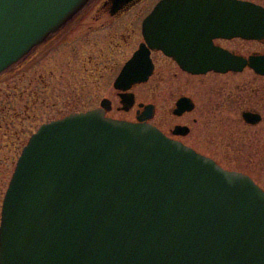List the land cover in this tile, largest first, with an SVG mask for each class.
<instances>
[{"label":"water","instance_id":"1","mask_svg":"<svg viewBox=\"0 0 264 264\" xmlns=\"http://www.w3.org/2000/svg\"><path fill=\"white\" fill-rule=\"evenodd\" d=\"M90 1L0 0V76ZM143 35L148 46L123 67L119 90L152 75L150 48L194 75L248 67L264 76V54L214 44L264 41L260 5L162 0ZM123 100L134 104L132 94ZM101 107L42 124L28 140L3 200L0 264H264V189L148 123L153 105L137 123Z\"/></svg>","mask_w":264,"mask_h":264},{"label":"flooded vegetation","instance_id":"2","mask_svg":"<svg viewBox=\"0 0 264 264\" xmlns=\"http://www.w3.org/2000/svg\"><path fill=\"white\" fill-rule=\"evenodd\" d=\"M160 1L162 0H129L124 3H120V1L117 0H101L98 2H94L91 5H89V3L82 11H80L78 15L73 18L72 21L64 25L62 29H60L47 41L43 42L41 45L35 48L24 59L26 60L31 54L36 53V63L34 64L36 67L43 69V71L35 70L34 73L38 75L43 84H45V76H53L56 70L62 73L60 75L61 80L63 82H66V84L68 85L66 88H69L70 91L63 90L65 91V97L63 100L65 106L63 107L69 113L61 116L60 118L70 114L102 108L101 103L102 101L106 100L109 106V108H104L106 116L110 118L120 119L116 116L118 114H123L125 116H131L132 118L129 119L123 117L121 118L123 120H127L130 122H141L139 118L145 115V106L153 105L154 113L147 122L156 126L168 138L179 141L185 146L198 151L196 149V143H198L199 141L213 143L214 137L213 135L206 136L204 140H200L199 135L198 137H195L196 133H198L197 129L205 130L208 126L211 128L214 125L213 113L217 111V114H220L225 111L232 115L236 114L232 118H228L229 122H231L230 126L232 127L236 125L238 127L241 126L245 129L258 127L259 130L255 131L254 138H258L257 141L260 140L262 123H264V101L262 99L264 98L263 82L258 86L256 85L255 87L254 85H252V83L247 85L244 83L233 82L231 84L213 81L198 82L197 80H194V78L201 75H194L187 72L173 57L166 55L163 50L152 49L149 47L150 58L154 66L153 73L149 77V79L144 83L132 85L126 91L119 90L115 87V82L124 65L132 58L139 47L143 43H146L143 36L142 25L145 19L152 13L154 8ZM243 1L252 2L264 7V4H262V0ZM135 8H137V11H135L136 15L134 18L138 20L139 18L141 19V27L139 30L140 39L137 43L134 42V37L136 34H138L137 29L133 28L132 30H129L128 28L123 26L122 30H119L117 25L119 19H122L124 16L131 13ZM95 33L96 36H94L93 40H90L91 36ZM181 39L182 43H185L187 45L189 44V38L185 33H181ZM223 41L229 40L216 39L214 40V44L226 48L221 44ZM173 42L174 41H171L169 45H171ZM257 42L264 44V41ZM175 43L179 44L180 40L175 41ZM87 45H89L90 48L92 47L88 54ZM146 45L148 46L147 43ZM185 48L187 49L188 47ZM94 49L96 51H94ZM235 53L245 56L237 52ZM253 53L264 54V52L259 51H254ZM24 60L21 61V65H23ZM19 64L20 63H18V66H16L20 69L22 66ZM64 64H66V68L64 67ZM86 64H88V67H86ZM16 66H14L13 68H15ZM159 67L162 71H173V77L168 78L167 74H165L164 76L156 75ZM13 68H11L10 70H12ZM44 68H46V70H44ZM83 71L84 73L87 71V73L84 74ZM7 72L1 75L4 76V78L0 76V99L3 92L5 91L4 96L5 99L9 102V105H6L5 102L0 103V121L5 120L10 112H12V116H14L15 119H18L19 116L22 115L23 111L22 100L24 90L22 85L23 78L21 77V73L18 74L17 78L12 80L11 82L9 81L10 79L7 78ZM81 73L92 79L90 84L92 86H95V91L99 93H101L102 91L101 80L105 77L108 78L107 80H109L110 82L109 88L107 90L108 95H100V98L99 95H97L96 99L99 100L98 103H95V105L87 109H81L85 107L82 103L83 101L81 99V94L88 93L89 91L87 90L85 92H80L82 89L75 82L77 81L76 79ZM257 76H259L260 78L264 77L261 75ZM82 78L85 79L84 76ZM96 79H98V81ZM87 82H89V80H83L82 85H88ZM150 84L153 86L151 87ZM6 88H8L10 92H7L5 90ZM155 89L161 90L163 100L169 101L171 103V106L167 110V112H169V115L164 116L162 120L156 123L154 118L156 116L157 107L153 102L146 99V97L151 94V90ZM31 93L33 94V96L36 94L34 91H32ZM130 94H132L134 97V104L131 107H129V105L123 100ZM83 96L87 97V95ZM140 96H142L143 98H140ZM55 102H58V100L56 99ZM55 102L52 105V107L55 109L52 110L58 109L59 112L56 111L57 116H60L63 114V110L61 111L59 108H56L58 103ZM246 113L259 115V121H257V123L255 124L249 123L244 117V114ZM9 125L10 122H7L6 126ZM229 131L232 130L229 129ZM233 131L235 132L227 133L224 136V143L228 146L239 144V146L244 145L245 147V145H247L246 139L249 138V136L245 135L246 133H239V131H236L235 129H233ZM14 133L16 135L17 133H19V131L15 129ZM239 135L243 136V138ZM203 136L205 137V135ZM188 138H191L190 140L192 143L186 141ZM17 140L19 141L18 137L14 136V138L6 142L5 145L8 146L15 144L16 146ZM19 145L20 153L18 156L20 157L23 146L21 142L19 143ZM19 157H17L14 161L13 171L10 175V178L12 177L16 162ZM10 162L11 160L9 158H5L4 160H2V162H0V176L7 172L6 168L10 164ZM4 195L5 192L3 194V197Z\"/></svg>","mask_w":264,"mask_h":264},{"label":"rangeland","instance_id":"3","mask_svg":"<svg viewBox=\"0 0 264 264\" xmlns=\"http://www.w3.org/2000/svg\"><path fill=\"white\" fill-rule=\"evenodd\" d=\"M101 0H92L88 4L91 5L94 2H98ZM151 1V0H148ZM259 1V0H256ZM262 4H264V0H262ZM87 4V5H88ZM86 5V6H87ZM85 6V7H86ZM84 7V8H85ZM83 8V9H84ZM82 9V10H83ZM135 8L131 13L124 16L122 19H119L117 22L119 30H122V27H126L129 30L137 29L138 34L134 37V42L137 43L140 39V27H141V19L134 18L136 15ZM81 10V11H82ZM80 13V12H79ZM78 13V14H79ZM77 14V15H78ZM76 16V15H75ZM74 16V17H75ZM73 17V18H74ZM131 17V18H127ZM73 18L70 20L72 21ZM69 21V22H70ZM68 22V23H69ZM97 33V32H96ZM96 33L91 36L90 40H93L94 36H96ZM99 34V33H98ZM224 47L243 54L245 56L253 53L254 51L264 52V44L258 43L257 41H244L240 39H233L229 41H223L221 43ZM92 48V47H91ZM90 46L87 45V54L91 50ZM121 49V48H120ZM94 51H96L94 49ZM121 51V50H119ZM35 54H31L26 60V62L23 61V65H21L22 62H19L22 67L19 69L17 66L13 68L12 70H9L8 77L12 82L15 78H17V75L21 73V77L23 78V100H22V106L23 111L22 115L19 116V118L15 119L14 116H12V112H10L5 120L0 121V162L4 160L5 158H9L11 160L10 164L7 166V172L0 176V219H1V204L3 199V194L5 192L6 186L8 184V180L10 179V175L13 171V164L17 157H19L20 153V145L19 143H22V146L24 147L30 138V136L39 128V126L43 123H46L50 121L51 119H57L61 116L69 113L63 106V100H64V92L63 90L70 91L69 88H66L68 85L66 82L61 80V72L56 70L53 76H45V84L41 82V79L36 75L34 72L35 70L43 71V69H40L39 67H36L34 63L35 62ZM121 57V56H120ZM65 62V61H64ZM63 63V62H62ZM88 64H86V67ZM39 66V65H38ZM64 67L66 68V64H64ZM46 70V68H44ZM84 73V71H83ZM87 73V71L85 72ZM84 73V74H85ZM84 74H79L77 77L76 84L81 87L80 92L89 91L88 93L81 94L82 103L84 104V108L81 109H87L95 103L97 104L99 100L96 99V96H106L108 95V88H109V80L108 78H103L101 80L102 82V91L101 93L95 91V86H92L90 84L91 78L85 76ZM168 75V78L173 77V71L160 70V67L157 70L156 75ZM85 77L82 78V77ZM4 78V76H1ZM20 77V75H19ZM181 77V76H180ZM184 78V77H183ZM156 79V77H155ZM83 80H89L88 85L83 84ZM94 80V79H93ZM98 81V79H96ZM194 80H197L198 82L205 81V82H221L225 84H231L233 83H244L249 85L252 83L254 87L262 82L264 83V77L260 78L259 76L255 75V73L250 69H245L242 72H238L236 74L227 73V74H215V73H208L206 75H201L198 77H195ZM263 80V81H262ZM14 82V81H13ZM14 84V83H13ZM152 87L153 85L150 84ZM2 88V86H1ZM141 89V88H140ZM7 92H10L8 88L5 89ZM34 91L36 94L33 96L31 93ZM2 94V91H1ZM5 91L3 92L0 103L5 102V104L9 105V102L5 99ZM87 95V97L83 96ZM93 95V96H92ZM92 96V97H91ZM140 98H143L140 96ZM56 99L58 102H55ZM148 101L153 102L157 107L156 116L154 118L155 123L159 122L164 118V116L169 115L167 112L168 108L171 106V103L169 101L163 100V95L161 93V90H151V94L146 97ZM264 101V98H262ZM58 103L56 108H59L63 114L60 116H57L58 109H55L52 107L53 103ZM66 104V103H65ZM82 107V106H80ZM79 107V108H80ZM264 111V110H263ZM59 112V111H58ZM214 115V125L210 128L209 126L205 130H199L197 129L198 133H196L195 137H200V140H204L206 136H212L214 137L213 143H207L206 141H199L196 143V149L197 152H200L207 157H210L214 161H216L219 165H221L223 168L227 170H236L241 173L249 175L260 187L264 189V123H262V130L260 135V140L257 141L255 136V131L259 130V128H252V129H245L243 127L236 126H230L231 122H229V117H233L236 114H230L228 112L223 111V113L217 114V111L213 113ZM114 116V115H113ZM116 117L121 118H129L132 119L131 116H125L123 114H118ZM7 122H10L9 126L7 125ZM261 126V125H260ZM21 127V131H20ZM239 131V133L245 134L249 136V138L246 139L245 147L244 145L235 144L233 146H228L224 143V136L227 133ZM15 129L19 131L15 135ZM232 130V131H229ZM4 134V136H3ZM205 135V137L203 135ZM2 135V136H1ZM15 137H18L19 141L17 140L16 146L14 145H8L6 146L5 143L8 142L10 139H13ZM243 138V136L239 135ZM10 138V139H9ZM191 139V138H190ZM189 138L186 140L189 143H192ZM1 166V165H0ZM1 169V167H0Z\"/></svg>","mask_w":264,"mask_h":264}]
</instances>
